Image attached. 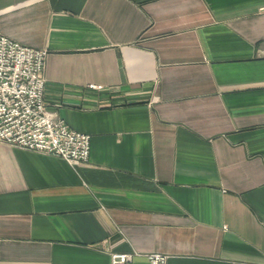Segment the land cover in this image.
Returning <instances> with one entry per match:
<instances>
[{
    "label": "crops",
    "instance_id": "obj_1",
    "mask_svg": "<svg viewBox=\"0 0 264 264\" xmlns=\"http://www.w3.org/2000/svg\"><path fill=\"white\" fill-rule=\"evenodd\" d=\"M262 3L0 0L91 149L0 142V264H264Z\"/></svg>",
    "mask_w": 264,
    "mask_h": 264
},
{
    "label": "built area",
    "instance_id": "obj_2",
    "mask_svg": "<svg viewBox=\"0 0 264 264\" xmlns=\"http://www.w3.org/2000/svg\"><path fill=\"white\" fill-rule=\"evenodd\" d=\"M46 54L0 33V142L54 154L73 166L88 160L90 135L69 127L46 106ZM133 254L111 253L112 263L124 264ZM147 257L150 264H166L168 256L153 252Z\"/></svg>",
    "mask_w": 264,
    "mask_h": 264
}]
</instances>
